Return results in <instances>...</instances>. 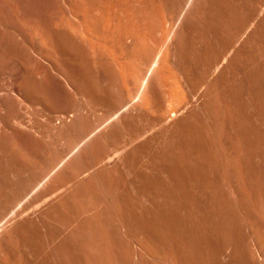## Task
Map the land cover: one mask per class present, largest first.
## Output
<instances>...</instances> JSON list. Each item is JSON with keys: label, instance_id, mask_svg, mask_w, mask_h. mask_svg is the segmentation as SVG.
<instances>
[{"label": "bare ground", "instance_id": "6f19581e", "mask_svg": "<svg viewBox=\"0 0 264 264\" xmlns=\"http://www.w3.org/2000/svg\"><path fill=\"white\" fill-rule=\"evenodd\" d=\"M81 1L164 46L135 88L61 0H0V264H264V0H178L167 34L153 0Z\"/></svg>", "mask_w": 264, "mask_h": 264}, {"label": "rangeland", "instance_id": "374dc122", "mask_svg": "<svg viewBox=\"0 0 264 264\" xmlns=\"http://www.w3.org/2000/svg\"><path fill=\"white\" fill-rule=\"evenodd\" d=\"M219 1L224 6L232 3V0ZM153 2L155 6L154 10L156 12L155 20L158 26L154 30L152 29L151 32L166 34L174 33L176 31L178 18L179 20L182 19L181 15L176 18V13H174L172 9L173 5L176 4L178 0H153ZM61 3L62 6L57 16L60 28L64 32L73 34L76 37L77 43L84 50V54H86L92 66H100V59L104 53V45H108V47L111 46V48H114L112 49L113 53L111 52L113 57H111L110 54L109 58H113L112 60L110 59V61L119 71V76L123 82L128 84L130 82V86L139 88L149 64L163 49L161 47L164 46V42L156 38L152 42L149 41L150 43H147L145 47H143L144 44L141 42L136 43L133 47H127L125 40L130 35L131 31L128 28L120 29V31L115 29V22L109 20V16L107 17V20H104L100 8L93 11L89 2L81 0H61ZM232 4L235 7L236 15L242 11L240 4L237 5V2H233ZM186 9L187 6L185 7L184 5V12H186ZM140 30H143L141 32H148V30L145 29ZM188 31L193 35L201 34V30L197 26L189 27ZM229 31L234 32V29H230ZM103 34L108 37V44L106 43L103 45V43H100V37ZM228 43L232 44L233 42L229 40ZM214 51H217L213 50V54L215 57L217 56L216 58H218V61L221 60L219 58V54ZM230 68L231 70L229 69L228 73H230V75L233 74L231 76L232 78L230 75L225 74L224 83L226 87H228V90L238 92L239 90L237 89V86L239 83L236 84V82H238V75L234 71V67L232 68L230 66ZM159 73V78L163 80L162 82L164 83L166 91L170 96L172 93L171 91L174 90L176 86H179L176 84L178 83V78L170 68H165ZM226 75L229 76V78ZM128 94H130V90H128ZM242 101L245 102L243 98Z\"/></svg>", "mask_w": 264, "mask_h": 264}]
</instances>
